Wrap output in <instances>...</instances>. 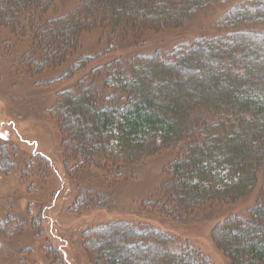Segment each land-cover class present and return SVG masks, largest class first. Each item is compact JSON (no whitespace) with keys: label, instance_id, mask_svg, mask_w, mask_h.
<instances>
[{"label":"trees","instance_id":"obj_1","mask_svg":"<svg viewBox=\"0 0 264 264\" xmlns=\"http://www.w3.org/2000/svg\"><path fill=\"white\" fill-rule=\"evenodd\" d=\"M93 31L102 46L85 55L81 38ZM21 83L35 97L61 87L44 112L77 169L102 159L123 172L172 150L164 208L182 215L254 198L246 215L218 211L208 222L229 264H264V0H0V88L12 96ZM7 142L0 136V177L11 171ZM130 223L85 230L89 264H211Z\"/></svg>","mask_w":264,"mask_h":264},{"label":"rangeland","instance_id":"obj_2","mask_svg":"<svg viewBox=\"0 0 264 264\" xmlns=\"http://www.w3.org/2000/svg\"><path fill=\"white\" fill-rule=\"evenodd\" d=\"M202 21L188 27L189 38L197 34ZM95 32L81 38L85 55L102 46ZM158 42L166 43L158 40L152 45L157 47ZM127 54L131 58L135 50ZM22 85L20 90L25 93L13 90L12 96L0 88V136L8 140L6 160L11 165V171L0 177V264H89L85 240L94 234L85 230L92 227L98 233L100 226H129L130 222L144 223L146 230L150 225L167 232L180 247L182 242L189 243L211 264H229L213 244L215 225L208 218L218 211L221 217L246 215L254 198L230 206L208 205L182 215L173 212L172 207L164 208L162 186L178 154L172 150L162 151L123 172L104 170L107 163L102 159H97L100 168L77 169L74 160H67L60 148L59 126L44 112V106L54 102L56 89L61 87L35 89L41 95L35 97ZM11 111L17 118H12ZM2 160L5 159L1 157ZM83 179L92 183L89 200L85 193L80 196ZM36 227L39 234L34 232ZM142 246L138 243L133 248Z\"/></svg>","mask_w":264,"mask_h":264}]
</instances>
